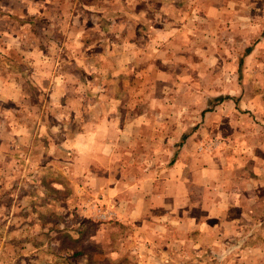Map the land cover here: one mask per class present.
<instances>
[{
  "label": "rangeland",
  "instance_id": "374dc122",
  "mask_svg": "<svg viewBox=\"0 0 264 264\" xmlns=\"http://www.w3.org/2000/svg\"><path fill=\"white\" fill-rule=\"evenodd\" d=\"M149 1V12L140 0H37L34 9L19 0L16 11L0 10V87L14 83L23 97L5 102L7 121L29 112L33 126L41 115L54 123L37 133L41 150L60 138L59 125L88 143L85 130L115 120L123 128L110 135H128L124 125L143 112L134 136L146 141L149 169L174 166L186 177L205 167L215 184L255 195L230 200L223 219L234 240L213 231L194 258L178 250V264H264V0ZM12 173L0 181V264L168 263L128 240L131 225L107 218L99 183L110 177Z\"/></svg>",
  "mask_w": 264,
  "mask_h": 264
},
{
  "label": "crops",
  "instance_id": "0c3cea01",
  "mask_svg": "<svg viewBox=\"0 0 264 264\" xmlns=\"http://www.w3.org/2000/svg\"><path fill=\"white\" fill-rule=\"evenodd\" d=\"M3 1L0 0V2ZM7 1L10 2L8 8L4 9L5 4H0L1 11H16L18 9L19 0ZM29 1H32L31 4L27 2L26 6L29 9L38 6L37 0ZM140 2L144 7V11L141 12H149L151 4L148 3L150 1L140 0ZM65 12L62 11V14ZM81 24L78 23V27ZM130 26L134 28V26ZM128 27L129 24L125 23L124 28ZM135 31L139 33L137 30ZM0 43L7 45L5 38H0ZM142 94L141 91L138 93V95ZM22 98L20 87L14 83L4 84L0 87V102H2L0 103V181L4 176L13 174L14 169L22 177L53 174L89 176V180L110 177L107 182L100 181L99 183V188L102 190L106 185L108 186L107 218L131 225L134 231L128 240H132L134 243L139 240L143 251L148 248L152 253L155 252L156 255L162 256L164 259H161V262H168L167 264H178L180 260L176 259L175 255L180 249L182 252L188 251L186 254L194 258L198 246L197 241L212 240L211 237H207L213 231L224 233L229 240L235 239V235H227L232 232V228H230L232 222L223 219L227 216L225 214L231 210L230 200H234L236 203V196L254 199L255 195L250 191L246 196L247 192L239 191V188L235 190L232 189L233 187H226L224 183L215 184L213 177L210 176L211 170L205 167L199 171L190 170L186 177H182L181 172L174 166L162 170L149 169L146 141L142 137L135 138L134 136L138 133L137 127L144 125L143 112L132 115V121L130 120L124 125L129 131L128 135L119 136L116 133L113 136L110 135L113 129L120 131L123 128L121 122L115 120H109L108 127H105V124L101 122L100 126L92 127L90 131L85 130L84 132L92 136L88 143L86 141L88 137L83 132H79L71 138L65 137L63 129H60V127L63 128V125H59V129L54 132L59 134L60 138H55L57 135L51 136L53 140L47 139V147L39 150L36 140L39 129L49 130L51 134L54 123L44 120L42 115L38 119L36 115L38 123L33 126L32 117L28 112L25 114L26 120L22 123L17 122L14 126L9 124L4 104L6 101L18 103ZM25 108L36 109L43 114L44 106L32 104ZM135 113H138V108ZM6 134L12 138H7ZM134 142L137 148L133 146ZM23 151L25 152L23 153ZM45 151L49 157L41 158L39 152L44 153ZM67 151L73 153L71 159L63 158L61 154L58 155V153ZM7 152H11V154ZM33 152L38 153L36 157L32 155ZM21 153L23 156L20 155ZM125 156H129V159L122 161L127 159L124 158ZM179 161L183 162L181 159ZM50 166L57 171H50ZM72 181L75 182V179ZM102 184L104 185L101 186ZM74 185L79 191L90 189L88 183H84L83 187L76 183ZM198 191L207 203L204 202L205 206H202L201 209L196 208L193 204L196 200L195 193ZM211 196L212 199H210ZM103 198L107 199L105 196ZM109 205L111 206L109 207ZM197 230L200 232L198 239L195 237ZM206 231L208 233L205 237ZM220 251L226 252L225 249ZM187 261L181 263L189 264V260Z\"/></svg>",
  "mask_w": 264,
  "mask_h": 264
},
{
  "label": "trees",
  "instance_id": "16d2710c",
  "mask_svg": "<svg viewBox=\"0 0 264 264\" xmlns=\"http://www.w3.org/2000/svg\"><path fill=\"white\" fill-rule=\"evenodd\" d=\"M250 51H251V49L248 48V49H246V52H245V53H246V54H249ZM185 138H186V136L183 137L184 140H185Z\"/></svg>",
  "mask_w": 264,
  "mask_h": 264
}]
</instances>
